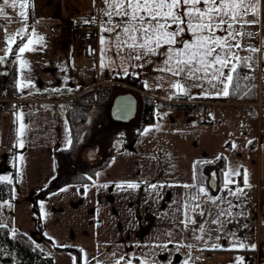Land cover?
Segmentation results:
<instances>
[{
  "label": "crops",
  "instance_id": "obj_1",
  "mask_svg": "<svg viewBox=\"0 0 264 264\" xmlns=\"http://www.w3.org/2000/svg\"><path fill=\"white\" fill-rule=\"evenodd\" d=\"M103 7L102 0H95V4L93 0H28L26 8L23 9L29 16L28 31L22 34L24 40L21 44L29 39L35 41L38 37H43V42L33 43L30 46L35 51L22 54V58L28 61V67L20 70L19 60L12 55L6 58L4 64H0V70H7L6 73L0 72V98H15V107L11 111L0 110V161L9 165L14 175L22 167L32 168L41 161L52 162L56 170L57 162L65 160L63 155H56L71 144L66 116L67 98L82 89L95 87L107 74L130 75L139 81L140 92L153 98L156 103L171 101L196 104L207 112L208 119L203 126L185 128L186 134L188 131L194 133H189L188 138L187 135L182 136L188 143L176 147L184 161L181 166L177 167L174 162L166 163L163 170L157 166L162 163L158 162L162 158L159 152L169 151L162 150L161 145L158 149L155 143L145 145L143 148L148 152L147 155L138 148L140 155L137 174L143 178L144 185L154 184L156 187L148 188L139 196L138 206L141 205L142 212L140 217L132 208V193L126 186L130 182H123L127 190H120V196L113 193L108 201V205H112L114 216L118 218L120 210L125 214L129 213L137 225L136 231L140 233L139 240H150L160 245L162 241L169 240L171 247L167 248L164 255L172 259L171 264H264V106L255 105L264 96V17L261 16L259 25L247 29L258 34L245 36L241 41L245 47L236 50L242 58L252 57L250 63L254 66L247 74L254 77L255 100L204 96L199 87L191 88L189 94L183 98L174 99L176 90L171 84L176 78L159 71L164 67L165 56L157 54L142 60L125 62L123 54H114L110 34L103 32L101 28L107 21V17L101 13ZM6 11L9 19L0 17V56L4 55L3 50L8 47V36L15 35L17 42L22 38L16 33L25 26L18 16L21 9ZM77 18L84 22L87 20L93 25L95 51L91 55L85 54L80 33L71 28ZM117 19L114 17L113 22ZM93 20L94 23L91 22ZM102 35L108 38L107 45H101ZM14 45L15 43L11 46L16 49ZM248 45L259 48L260 51L250 52L246 47ZM102 47L106 48L103 60ZM77 65V74H74L72 70ZM22 77H30L34 87L30 85L22 91L18 90V79L27 82ZM8 80L14 89L6 86ZM185 87H188L187 83ZM114 96L109 97L110 104ZM213 105H221V112L212 113ZM20 116L23 117L22 120L17 119ZM214 119H221V122L226 123H221V128L226 132L221 129V135L216 133ZM173 121L171 119L169 132L174 130ZM21 123L26 126L23 137L18 135ZM206 132L212 133L211 139L210 135H204ZM232 137L234 141L241 138V143H237L236 148L231 147ZM19 139L24 140L23 148L19 147ZM219 140L221 145L218 146ZM249 140L252 144H248ZM132 147L133 145L129 146ZM124 150L122 148L120 151ZM78 151L80 154L81 148ZM102 153L103 156L100 157ZM96 154L100 161L95 164L88 163V160L81 159L79 155L77 161L82 166H94L104 159L105 163L98 171L112 161L114 152L105 148ZM245 169L249 174L251 187L245 188L246 195L239 198L229 195L225 189L226 179L234 181L228 185L233 190L243 187ZM230 171H239L241 175L226 176ZM210 180L216 182L215 191H211L207 185ZM201 188L206 195L200 192ZM209 197H226L232 205H236L231 208V217H220L226 221L222 229L219 224L211 221L218 211L229 208V205L221 200L212 203ZM198 204L200 207H197ZM201 211L205 215L201 216ZM200 227L205 231L201 232ZM217 235L220 239L216 238ZM196 236H202L203 239L198 241ZM240 242L247 247L239 248ZM234 243L236 247L233 246ZM213 245L218 247L214 248ZM200 248L206 250L205 261L198 259L195 250ZM169 252L175 253L170 255Z\"/></svg>",
  "mask_w": 264,
  "mask_h": 264
},
{
  "label": "rangeland",
  "instance_id": "obj_2",
  "mask_svg": "<svg viewBox=\"0 0 264 264\" xmlns=\"http://www.w3.org/2000/svg\"><path fill=\"white\" fill-rule=\"evenodd\" d=\"M23 40L19 39L14 48ZM74 47L77 48L75 45ZM77 69L78 65L72 70L74 74H77ZM139 85V81L130 75L107 74L95 87L82 89L73 95L86 92L87 96L92 93L94 97L87 124L76 140L72 158H69L67 162L68 169L75 170L72 167L75 164L81 171L91 166L79 165L78 155L81 159L88 160L90 164L100 161L94 152L93 145H90L94 139L90 138L89 131H87L90 127L88 125L90 118L98 115V102L103 97L105 99L107 97L109 101L111 95L114 96L125 90L133 92L140 102L130 122L111 120L109 134L112 136L107 138L109 140L106 148L114 152L112 161L96 171L95 176L88 181L58 185L56 182L59 175L66 170L58 167L55 170V165L49 161L37 162L32 168L22 167V170L13 178L12 168L0 161V177L7 176L11 179L10 195L0 198V205H3L0 207V222L7 225L11 235L19 232L26 238V243H31L32 246L42 249L47 256H51L53 264H74V257L77 258V264H85V258L87 264H115L120 257L125 258L121 264H127L128 260H131L132 264L172 263V259L164 255L167 248L171 247L169 240L162 241V245L160 243H155V245L150 240H139L140 233L136 231L137 225L130 214H125L120 210L117 218L112 213V205H108L113 193L120 196V190L123 188L127 190L126 186L121 188L117 185L124 184L123 182L135 183L138 187L130 188L132 208L142 217L141 205L138 206L139 196L148 188L151 189V184L144 185L143 178L137 174L140 155L138 148L147 155L148 152L143 148L145 145L155 143L157 149L161 145L162 150L169 151L159 152L162 158L161 160L158 158V162L162 163L156 165L163 170L166 163L174 162L178 167L183 165L184 161L181 152L176 147L188 143L182 139V136L187 135L188 138L189 133L193 132L185 133L186 118L190 117V113L186 114L181 109L169 106L173 103L171 101L164 102L163 105L155 104L154 121L142 125L139 120V110L144 94L140 92ZM255 105L257 106V103ZM201 110L205 112L203 108ZM214 112H221V105H213L212 113ZM212 113L210 111V114ZM171 119L174 120L173 132L168 131L169 126L172 125ZM214 122L217 134L221 135V129L226 132L224 128H221V123L226 125L224 121L214 119ZM193 128L195 129V126ZM212 133L217 135L215 131ZM212 133L206 132L204 135H210L209 139H211ZM189 139L192 140V138ZM232 139L235 144L241 143V138L237 141H234V137ZM219 144L221 145V140L218 146ZM130 145L133 147L129 148ZM79 148H81L80 154ZM122 148L125 149L124 152L120 151ZM52 178H55L56 182ZM6 201L7 204H5ZM169 253L172 255L175 252ZM186 254L188 255L189 252Z\"/></svg>",
  "mask_w": 264,
  "mask_h": 264
},
{
  "label": "snow or ice",
  "instance_id": "obj_3",
  "mask_svg": "<svg viewBox=\"0 0 264 264\" xmlns=\"http://www.w3.org/2000/svg\"><path fill=\"white\" fill-rule=\"evenodd\" d=\"M93 3L95 4V0ZM102 3L104 7L101 13L107 17V21L106 25H101V28L103 32L110 34L114 54L116 56L123 54L125 62L142 60L157 54L165 56L164 67L159 71L176 78L171 84V87L176 90L174 95L186 96L191 88L199 87L204 96L228 97L235 95L240 89L241 80L254 79L249 75L241 76L239 71L241 67L252 68V65L247 63L252 57L242 58L236 50L245 47L241 43L245 36L252 37L258 34L247 29L259 25L262 0H102ZM27 4L28 0H0V17L9 19L6 9H21L18 16L25 26L16 35H21L22 39V34L28 31L29 16L23 10ZM114 17L118 18L115 23ZM85 23L89 21L86 20ZM183 36L188 38L183 39ZM42 42L43 37H38L35 41L29 39L13 49L11 45L16 43L15 35H9L8 47L3 50L4 55L0 56V64H4L6 58L12 55L19 60L20 70L28 67V61L22 58V54L35 51V48L30 45ZM100 42L102 46L107 45L108 38L102 35ZM246 47L250 52L260 51L259 48L251 45ZM105 52L106 48L102 47V60ZM124 71L127 73V69ZM22 80L27 82L18 79L17 86L21 91L31 85L30 77H22ZM185 83L188 87H185ZM31 86L34 87V85ZM17 119L22 120L23 117L20 116ZM25 128L26 126L21 123L18 130L19 137L25 135ZM18 144L23 148L24 140L19 139ZM248 144H252V141L249 140ZM231 147L236 148L237 145L233 142ZM231 175L239 176L241 173L239 171L226 173L228 177ZM0 179L11 183V179L7 176ZM232 183L234 181L230 178L225 181V189L229 195L237 198L246 195L244 189L251 187L247 170L245 169L243 173V187L233 190L228 187ZM124 186V184L117 185L121 188ZM126 186L131 189L138 187L135 183H127ZM151 187L156 186L151 185ZM185 187L190 186L185 185ZM200 192L207 194L203 188ZM209 199L212 203L221 200L229 205V208L218 211L211 221L213 224H219L222 229L226 221L221 220L220 217H231V208L236 205H232L226 197H209ZM7 203L6 201L5 204ZM197 207L200 205L198 204ZM200 215H205L204 211H201ZM190 222L195 223V221ZM0 227H7V225H0ZM200 231L204 232L205 229L200 227ZM216 238L220 239V236L217 235ZM195 239L199 241L203 237L196 236ZM233 246L237 245L234 243ZM213 247L218 246L213 245ZM238 247L246 248L247 245L240 242ZM252 247L254 248L255 245ZM124 259L120 257L115 264H121ZM73 260L74 264H77V258L74 257ZM85 264H87L86 258ZM127 264H132L131 260H128Z\"/></svg>",
  "mask_w": 264,
  "mask_h": 264
},
{
  "label": "trees",
  "instance_id": "obj_4",
  "mask_svg": "<svg viewBox=\"0 0 264 264\" xmlns=\"http://www.w3.org/2000/svg\"><path fill=\"white\" fill-rule=\"evenodd\" d=\"M250 63V60L247 61ZM252 68L254 64H251ZM251 68V69H252ZM250 69L241 67L239 69L241 76L248 75L247 72ZM240 89L236 92L235 95H230V99H243V100H255L256 99V85L253 84V79L250 80H241ZM6 86L10 89H14L10 80L6 82ZM93 94L90 93L88 96L86 92H81L78 95L67 98V108L66 116L70 127V136L71 144L69 147L61 149L59 155H63L65 160L61 159L60 162H57L56 167L63 168L66 170L63 174L59 175L57 184L61 185L68 182H85L88 181L91 177L95 176L97 168L102 166L105 163V160L101 161L97 165L91 166L86 170L81 171L78 169V166L73 164L72 169H68L67 162L69 158H72L76 140L78 136L83 131V127L86 126L87 120L89 119V110L92 108ZM104 98V99H103ZM101 101L98 102V111L95 118H90L89 121V131L90 138L101 139L105 148L107 146V141L109 136L110 124L112 121L109 116V101L108 98L103 97ZM107 100V101H106ZM156 102L153 98L143 95L140 110H139V120L142 125L151 123L154 121V106ZM169 106H173L177 109L183 110L185 113L189 112L194 105L191 103H171ZM100 108V109H99ZM94 119V120H93ZM208 119V117H207ZM85 129V128H84ZM13 171V169H11ZM14 176V172L12 177ZM14 178V177H13ZM52 180V182H53ZM52 185H54L52 183ZM54 188V187H53ZM11 183H8L5 180H0V198H5L10 195ZM0 225H5L0 222ZM26 238L23 235H20L17 232L14 235H11L7 227H0V264H53V258L44 254L43 250L32 246L31 243H26ZM77 252V251H76Z\"/></svg>",
  "mask_w": 264,
  "mask_h": 264
},
{
  "label": "built area",
  "instance_id": "obj_5",
  "mask_svg": "<svg viewBox=\"0 0 264 264\" xmlns=\"http://www.w3.org/2000/svg\"><path fill=\"white\" fill-rule=\"evenodd\" d=\"M261 16L264 17V5L262 6V13ZM71 28L74 31L80 33L83 48L86 55H91L94 53V35H93V26L90 23H85L81 19L77 18L74 23L71 24ZM258 106L264 105V96H261L258 101L256 102ZM15 104V98H7L2 97L0 98V109L2 110H12ZM206 123V112H203L198 107H194L190 113V118L186 120V127L192 128L194 126H202ZM198 254L199 261H205L206 258V250L205 249H198L196 250Z\"/></svg>",
  "mask_w": 264,
  "mask_h": 264
},
{
  "label": "water",
  "instance_id": "obj_6",
  "mask_svg": "<svg viewBox=\"0 0 264 264\" xmlns=\"http://www.w3.org/2000/svg\"><path fill=\"white\" fill-rule=\"evenodd\" d=\"M1 73H6V69L0 70ZM184 95L176 96L173 95L174 99L183 98ZM158 105H163V102L158 101ZM138 106V98L131 91H123L116 94L109 106V114L112 120L119 122H128L132 120L136 114ZM208 187L211 191H215L217 185L214 180L208 182Z\"/></svg>",
  "mask_w": 264,
  "mask_h": 264
},
{
  "label": "flooded vegetation",
  "instance_id": "obj_7",
  "mask_svg": "<svg viewBox=\"0 0 264 264\" xmlns=\"http://www.w3.org/2000/svg\"><path fill=\"white\" fill-rule=\"evenodd\" d=\"M93 141L94 142L91 143L90 145H93L94 152H96V153L99 152L100 153V152L105 150V145L103 144L101 139H94ZM86 145H89V144H86ZM102 156H103V153H102V155L100 154V157H102Z\"/></svg>",
  "mask_w": 264,
  "mask_h": 264
}]
</instances>
